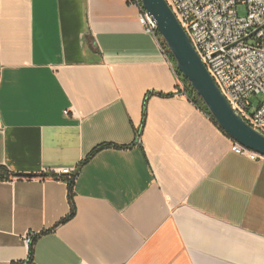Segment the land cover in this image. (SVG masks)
Returning <instances> with one entry per match:
<instances>
[{
  "label": "crops",
  "instance_id": "0c3cea01",
  "mask_svg": "<svg viewBox=\"0 0 264 264\" xmlns=\"http://www.w3.org/2000/svg\"><path fill=\"white\" fill-rule=\"evenodd\" d=\"M232 146L128 0H0V264H264Z\"/></svg>",
  "mask_w": 264,
  "mask_h": 264
},
{
  "label": "built area",
  "instance_id": "2783aa9c",
  "mask_svg": "<svg viewBox=\"0 0 264 264\" xmlns=\"http://www.w3.org/2000/svg\"><path fill=\"white\" fill-rule=\"evenodd\" d=\"M138 9V21L145 32L158 39L156 22L140 0H128ZM176 20L187 34L201 62L212 77L233 112L264 135V101L250 112L251 95L264 96V0H165ZM246 6L245 17H239L237 5ZM253 41L252 44L249 42ZM162 51L165 53L163 47ZM166 54V53H165ZM180 93L186 94L182 77L171 62ZM232 152L256 161L263 159L233 143ZM67 181L76 180L74 170L58 172ZM30 250L33 236L24 238ZM26 264V263H13Z\"/></svg>",
  "mask_w": 264,
  "mask_h": 264
},
{
  "label": "water",
  "instance_id": "95a60500",
  "mask_svg": "<svg viewBox=\"0 0 264 264\" xmlns=\"http://www.w3.org/2000/svg\"><path fill=\"white\" fill-rule=\"evenodd\" d=\"M156 22L157 33L175 68L206 107L210 117L232 141L264 159V135L236 115L201 62L187 34L165 0H140Z\"/></svg>",
  "mask_w": 264,
  "mask_h": 264
},
{
  "label": "trees",
  "instance_id": "16d2710c",
  "mask_svg": "<svg viewBox=\"0 0 264 264\" xmlns=\"http://www.w3.org/2000/svg\"><path fill=\"white\" fill-rule=\"evenodd\" d=\"M158 41L161 45V47H163L165 49V53L168 55L169 57V60L173 63V59L171 57V55L169 54L164 42L161 40L160 36L158 35ZM174 65V63H173ZM178 73V72H177ZM178 75L180 76V74L178 73ZM182 82L184 83L185 85V91H186V95L188 97V99L198 108L200 109L203 113H205L209 118L210 120L215 124V122L213 121V119L210 117L206 107L204 106V104L201 102V100L195 95L194 91L189 87L188 83L186 82V80H184L182 78ZM216 125V124H215ZM217 126V125H216ZM218 127V126H217ZM220 129V128H219ZM221 130V129H220ZM222 131V130H221ZM224 133V132H223ZM226 135V134H225ZM98 150L95 149L91 155H93L96 151ZM0 172H2V175H0V179H10L12 177H18V175L16 174H13V173H10L9 171L5 170L4 168H0ZM29 177H35V176H29ZM66 180V179H65ZM67 184H68V187H69V204H70V213L69 215L67 216V218H65L61 223H64L66 221H68L69 219L73 218L74 215H75V206L73 204V192H72V188H73V182L72 181H67ZM33 244H34V239H33ZM33 244L32 246L30 247V250H29V258H28V262L30 261V259L32 258V255H33ZM27 262V263H28ZM26 263V264H27Z\"/></svg>",
  "mask_w": 264,
  "mask_h": 264
},
{
  "label": "rangeland",
  "instance_id": "374dc122",
  "mask_svg": "<svg viewBox=\"0 0 264 264\" xmlns=\"http://www.w3.org/2000/svg\"><path fill=\"white\" fill-rule=\"evenodd\" d=\"M237 12L239 17H245L246 13H247V9L246 6L243 4H238L237 5ZM250 44L253 43V41L249 42ZM174 63V61H173ZM175 65V63H174ZM249 103L251 104V109L250 112H254L258 106L264 101V96L262 94H258V95H251L248 99Z\"/></svg>",
  "mask_w": 264,
  "mask_h": 264
}]
</instances>
